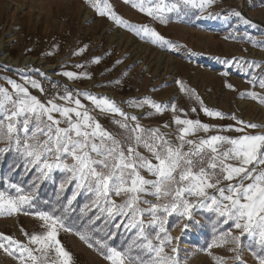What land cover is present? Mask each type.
I'll return each mask as SVG.
<instances>
[{
    "label": "snow or ice",
    "instance_id": "snow-or-ice-1",
    "mask_svg": "<svg viewBox=\"0 0 264 264\" xmlns=\"http://www.w3.org/2000/svg\"><path fill=\"white\" fill-rule=\"evenodd\" d=\"M90 2L100 15H107L118 25L124 24L107 0ZM215 2L147 0L149 6H146L145 0L139 4L133 0V7L166 24L165 13L180 14L182 8H192L199 17ZM216 15L208 13L209 18ZM222 15L226 20L234 18L246 25L251 23L238 10ZM134 30L161 48L175 51L182 47L150 26L141 25ZM248 39L256 46L255 40ZM223 62L229 68L234 64L240 69L264 67L255 61ZM62 74L70 80L90 78L87 72ZM245 75L252 88L264 90V73L246 71ZM21 80L8 78L5 83L10 88L0 86V143L6 145L0 148V154L15 150L24 161L25 171L33 175L28 188L13 183L9 188L15 194L0 191V216L32 215L40 222V230L28 233L21 228L26 242L0 233V250L19 264H74L59 234L61 230L73 231L65 224L64 214L83 194L89 196L91 207L98 210L90 223L104 216L105 221H115L112 227L123 226L131 234L124 246L117 247L109 243L117 235L111 230L103 238H94L89 231H77L79 238L100 252L108 264H182L180 238L171 235V228L179 227L185 233L199 223L195 219L197 212L212 213L215 217L216 232L208 249L231 245L228 250L235 254L233 259L237 264H244L243 238L246 237L256 264H264V131H248L260 125L208 108L194 90L179 80L175 83L180 85V91L199 104V109L191 108L192 113L203 112L209 118L232 120L234 124L212 125L199 118H189L175 103H157L149 97L127 102L128 107L136 110L150 109L143 116L124 111L107 97L73 93L70 89L42 101L30 89L44 93L43 85L35 79L21 77ZM227 87L233 88L230 84ZM242 96L264 104V95L256 91ZM81 97L90 102L91 108L82 103ZM168 110L173 113L170 122L159 127H145L141 123L142 119L151 118L153 111L163 114ZM97 111L111 116L118 130L102 126L93 115ZM172 125L174 131H165L172 129ZM226 132L239 135L222 134ZM56 173L60 174L58 195L66 186H71V196L60 214L55 206L30 211L35 207L40 185L46 181L55 183ZM113 197H123V200L117 203ZM170 217H175L171 226ZM222 225L228 228L221 231ZM99 230V227L95 229ZM213 260L215 264H227V259L222 257L214 256Z\"/></svg>",
    "mask_w": 264,
    "mask_h": 264
},
{
    "label": "rangeland",
    "instance_id": "rangeland-1",
    "mask_svg": "<svg viewBox=\"0 0 264 264\" xmlns=\"http://www.w3.org/2000/svg\"><path fill=\"white\" fill-rule=\"evenodd\" d=\"M134 2L139 4L140 0ZM165 2L170 3L171 0ZM107 4L124 21L123 25L116 24L107 15H100L92 7L90 0H0V45L7 47L8 58L17 61L14 64L0 59V86L10 88L5 83L8 78L17 82H22L21 77L37 80L36 75H46V67H53L52 73L56 77L71 83L80 93L107 97L133 115L143 116L150 109L145 107L143 110H136L128 107L127 102L149 97L157 103H175L178 109H184L189 118H199L212 125L234 124L232 120L209 118L203 112L192 113L191 108L199 109V104L180 91V85L175 83L179 80L194 90L208 108L226 115H235L245 123L260 125L258 129H249L251 133L264 131V104L242 96L249 91L264 95V90L259 87L252 88L248 82L249 77L245 75L246 71H254L258 75L264 73V67L240 69L234 64L229 68L223 62L255 61L264 65V47L260 46L264 44V0H216L199 17L196 9L182 8L180 14L165 13L168 20L166 24L149 17L138 7H133V0L127 3L125 0H107ZM145 4L149 6L147 0ZM230 10L240 11L251 23L246 25L234 18L226 20L222 13ZM209 12L217 15L209 18ZM203 18L218 21L208 24ZM141 25L154 28L166 39L182 47L172 51L150 43L134 30ZM249 37L257 42L256 46L249 43ZM81 49L85 51L75 54ZM96 59L100 62L94 63ZM25 60L28 65H23ZM76 65L85 67L78 68ZM65 71L78 74L87 72L90 78L70 80L62 74ZM118 80L120 83H117ZM229 84L235 90L227 87ZM30 91L45 101L40 91ZM81 99L82 103L91 108L90 102L82 97ZM177 114L180 115L179 112ZM93 115L105 128L118 130L111 122V116L98 111ZM172 118L170 110L163 114H155L153 111L151 118L142 119L141 123L145 127H159ZM174 129L175 126L172 125V129L165 131ZM211 134L216 133L209 135ZM222 134L239 135L235 132ZM5 146L0 143V148ZM7 153L10 155L8 166L4 167L0 161V191H13L9 188L13 183L28 188L33 172L25 171L24 161L15 150ZM55 175V183L46 181L40 185L37 200L34 201L35 207L30 211L48 210L55 206L57 214H60L67 198L71 196V186H66V190L58 195L60 174ZM113 198L117 203L123 200V197ZM85 205H89V208H85ZM97 211L95 207H91L89 196L82 194L64 214L65 224L73 231L61 230L59 239L72 254L74 264H108L100 252L89 248L79 238L77 231H89L94 238H103L111 230L117 235L109 243L117 247L124 246L131 235L124 231L123 226L120 229L112 227L115 221H105L104 216L90 223V218ZM119 219L117 217V221ZM195 219L199 223L193 224L183 234L179 227L171 228V235L180 238L178 247L182 264H215L214 256L227 259V264H237L233 259L235 254L228 250L231 245L207 248L216 232L213 214L197 212ZM174 220L175 217L169 218V226ZM39 225L40 222L32 215L0 216V233L20 241L26 242L21 228L33 233L40 230ZM97 227L99 231H95ZM226 228L228 225L220 226L221 231ZM233 234H236L235 229ZM248 244L247 238H243L244 264H256ZM0 264L19 262L0 250Z\"/></svg>",
    "mask_w": 264,
    "mask_h": 264
},
{
    "label": "built area",
    "instance_id": "built-area-1",
    "mask_svg": "<svg viewBox=\"0 0 264 264\" xmlns=\"http://www.w3.org/2000/svg\"><path fill=\"white\" fill-rule=\"evenodd\" d=\"M45 73V76L36 75L37 81L43 85L45 90L44 93H41L44 100L50 99L55 94H63L65 89H70L73 93L79 92V89H77L74 85L59 79L52 72V75H49L46 71Z\"/></svg>",
    "mask_w": 264,
    "mask_h": 264
},
{
    "label": "bare ground",
    "instance_id": "bare-ground-1",
    "mask_svg": "<svg viewBox=\"0 0 264 264\" xmlns=\"http://www.w3.org/2000/svg\"><path fill=\"white\" fill-rule=\"evenodd\" d=\"M203 20H204L205 22H207L208 24H213V23H216V22L218 21L217 19L212 20V19H207V18H203ZM6 52H7V47H6V46H3V45H0V54H1L0 59H2V60H8V61L11 62V63L17 64V61H14V60L8 58V55L6 54ZM26 61H27V60H25V61L23 62V65H28V63H26ZM25 63H26V64H25ZM46 68H47V69H45V71H46L49 75H52L51 72H52V70H53L54 68H53V67H46Z\"/></svg>",
    "mask_w": 264,
    "mask_h": 264
},
{
    "label": "trees",
    "instance_id": "trees-1",
    "mask_svg": "<svg viewBox=\"0 0 264 264\" xmlns=\"http://www.w3.org/2000/svg\"><path fill=\"white\" fill-rule=\"evenodd\" d=\"M9 154L8 153H6L5 155H0V161L2 162V165L5 167H7L8 166V164H9ZM78 202V201H77ZM76 214H74V216H75ZM78 220V219H77ZM82 225H83V223H82Z\"/></svg>",
    "mask_w": 264,
    "mask_h": 264
}]
</instances>
